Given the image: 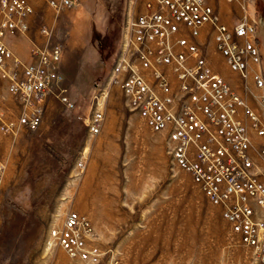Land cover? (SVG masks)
I'll use <instances>...</instances> for the list:
<instances>
[{"label":"rangeland","instance_id":"374dc122","mask_svg":"<svg viewBox=\"0 0 264 264\" xmlns=\"http://www.w3.org/2000/svg\"><path fill=\"white\" fill-rule=\"evenodd\" d=\"M29 1L32 36L14 37L10 46L23 55L32 41L61 43L63 81L45 97L37 129H0V264H108L112 254L123 264H261L230 232L220 209L174 164L165 135L149 130L121 90L106 85L129 0H78L60 10L47 0ZM207 1L229 26L243 16L247 2ZM252 5L264 73V0ZM42 24L48 36L36 30ZM198 42L214 70L236 88L237 75L215 50L211 30ZM102 87L104 116L92 135L84 119ZM60 90L74 108L63 104ZM20 109L0 78V111L15 119ZM70 211L87 221L86 235L101 250L98 262L71 258L57 244L52 231Z\"/></svg>","mask_w":264,"mask_h":264},{"label":"built area","instance_id":"2783aa9c","mask_svg":"<svg viewBox=\"0 0 264 264\" xmlns=\"http://www.w3.org/2000/svg\"><path fill=\"white\" fill-rule=\"evenodd\" d=\"M77 1L47 3L60 10ZM246 1L243 16L229 26L207 0H129L106 85L121 90L149 130L165 135L174 164L264 264V142L256 141L264 139V73L254 0ZM34 14L29 0H0V78L21 105L15 119L0 111V129L6 133L16 126L37 129L45 97L63 81L61 43L32 41L27 60L10 46L12 38L29 34ZM209 29L215 50L237 75L236 88L214 70L198 42ZM37 31L49 35L45 24ZM106 90L93 96L84 119L92 135L102 125ZM58 96L75 107L64 90ZM2 174L0 161V185ZM88 228L85 218L70 211L52 234L69 257L96 263L101 250L87 237ZM108 264L123 263L112 254Z\"/></svg>","mask_w":264,"mask_h":264},{"label":"crops","instance_id":"0c3cea01","mask_svg":"<svg viewBox=\"0 0 264 264\" xmlns=\"http://www.w3.org/2000/svg\"><path fill=\"white\" fill-rule=\"evenodd\" d=\"M34 19L31 21V24L33 25V23H34ZM31 30H32V28H31ZM37 30V29H36ZM29 35L30 36H32L31 35V31L29 32ZM29 40V39H28ZM28 40H27V42H28ZM29 47H30V42H29ZM14 51V50H13ZM18 55V54H17ZM21 59H24V60H27L28 58H29V48L23 53V55L21 54H19L18 55ZM260 110V109H259ZM261 111V110H260ZM256 141L258 142V143H261V142H264V139H256Z\"/></svg>","mask_w":264,"mask_h":264}]
</instances>
